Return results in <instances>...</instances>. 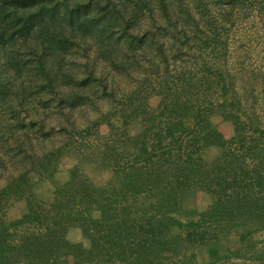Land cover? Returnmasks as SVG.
Masks as SVG:
<instances>
[{
  "label": "trees",
  "instance_id": "obj_1",
  "mask_svg": "<svg viewBox=\"0 0 264 264\" xmlns=\"http://www.w3.org/2000/svg\"><path fill=\"white\" fill-rule=\"evenodd\" d=\"M241 1L0 0V264H100L124 254L112 247L118 236L138 254L163 249L197 190L220 215L264 202V128L241 116L222 66L226 23L213 15L225 4V19ZM134 122L141 131L131 135ZM65 157L112 168L115 181L94 186L78 165L58 182ZM33 174L53 182L50 200L36 195ZM23 200L26 213L10 220ZM72 226L90 234V247L67 238ZM206 235L189 234L209 245Z\"/></svg>",
  "mask_w": 264,
  "mask_h": 264
},
{
  "label": "rangeland",
  "instance_id": "obj_2",
  "mask_svg": "<svg viewBox=\"0 0 264 264\" xmlns=\"http://www.w3.org/2000/svg\"><path fill=\"white\" fill-rule=\"evenodd\" d=\"M237 4V3H236ZM230 13H223L228 8L225 4L218 5L213 15L218 20V26L224 23L225 29H221L220 39L227 42L226 62L222 64L228 70L230 80L234 83L237 101L241 108V116L248 122L264 128V0H242ZM242 6V7H240ZM249 6V7H247ZM215 62L211 59L210 65ZM221 62V61H220ZM222 63V62H221ZM214 71V69H213ZM230 100V98H229ZM158 97H152L150 103L156 106ZM213 122L220 128L227 138L233 136L234 129L230 121L225 120L219 113L212 116ZM116 126L122 128L120 119H113ZM119 124V125H118ZM101 136L110 132L107 124L99 127ZM131 135L141 131V124L134 122L128 127ZM219 153L218 148L207 151L212 158ZM81 174L97 187L105 186L115 181V173L112 168L98 166L91 160L77 161L74 157H65L59 163L56 173L58 182H65L70 178V171L78 166ZM2 173V172H1ZM36 195L48 201L52 197L54 184L50 179H43L38 174H33ZM119 189L123 183L116 181ZM261 206L249 212L232 214H216L215 203L212 195L204 190H197L192 195L186 196L178 212L174 215L181 222V226L173 227L168 236L173 241L168 247L138 254V244L132 240H124L118 236L116 247L123 251L121 256L112 257L107 261L104 256L100 258V264H264V202ZM27 211V204L23 201L16 202L9 210L10 220L21 218ZM101 212L94 211L93 219H99ZM104 230L98 232L97 238L104 235ZM192 232H206L209 245H201ZM67 238L74 243H83L85 247L91 246L90 234L80 226H72L68 229ZM241 235H245L244 238ZM123 247H118V246ZM217 248L218 254L212 256L209 249ZM133 248V250H132ZM147 257L149 259L147 260Z\"/></svg>",
  "mask_w": 264,
  "mask_h": 264
}]
</instances>
